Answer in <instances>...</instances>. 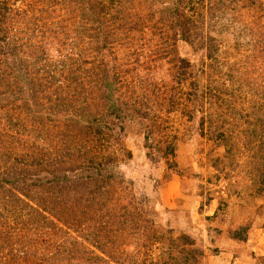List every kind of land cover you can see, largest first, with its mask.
<instances>
[{"label": "rangeland", "instance_id": "obj_1", "mask_svg": "<svg viewBox=\"0 0 264 264\" xmlns=\"http://www.w3.org/2000/svg\"><path fill=\"white\" fill-rule=\"evenodd\" d=\"M0 264H264V0H0Z\"/></svg>", "mask_w": 264, "mask_h": 264}]
</instances>
